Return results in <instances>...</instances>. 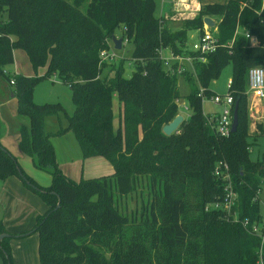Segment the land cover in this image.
<instances>
[{
	"label": "trees",
	"instance_id": "obj_1",
	"mask_svg": "<svg viewBox=\"0 0 264 264\" xmlns=\"http://www.w3.org/2000/svg\"><path fill=\"white\" fill-rule=\"evenodd\" d=\"M85 2L74 0L73 16L65 1L0 0V78L17 99L18 119L28 121L17 129L19 154L50 175L52 183L43 187L25 175L17 157L1 143L0 181L20 177L48 207L32 231L39 236L41 264L264 263L259 236L222 211L206 210L223 196L213 172L217 163L226 162L238 194L234 213L251 223L263 220L259 193L264 157L251 160L246 139L264 136V99L247 93L249 70L264 67V0L207 3L175 33L157 16L154 0H89L80 16ZM206 17L216 22L218 48L205 63L195 64V74L182 76L191 86L189 117L168 137L162 129L179 113L180 76L165 68L159 51L195 55L178 43L190 31L202 34ZM120 26L121 38L133 46L130 78L123 75V63H100L105 42ZM246 34L258 44L252 45ZM92 37L96 42L90 44ZM17 50L26 53L34 71L47 67L48 75L69 87L76 107L72 116L58 104L34 103V86L43 77H8L3 68L14 63ZM61 52L67 57L60 58ZM228 67L239 124L235 134L221 138L206 125L203 101L214 95L210 85ZM193 76L199 88L189 80ZM47 121L57 130L48 131ZM68 132L75 135L84 159L104 158L114 174L80 182L68 178L51 142ZM136 194L144 200L139 211L122 213L119 202ZM4 233L0 221V235ZM0 252L5 264H12L8 239L0 242Z\"/></svg>",
	"mask_w": 264,
	"mask_h": 264
},
{
	"label": "rangeland",
	"instance_id": "obj_2",
	"mask_svg": "<svg viewBox=\"0 0 264 264\" xmlns=\"http://www.w3.org/2000/svg\"><path fill=\"white\" fill-rule=\"evenodd\" d=\"M65 1L68 4V7L70 8L69 13H72L74 16V0H60ZM157 5V16L160 15L162 17H165L170 10L169 0H154ZM186 2H182L178 4V2L174 3V14L169 15L168 18L165 19V22L168 21V27L170 29L171 33H175L178 31H181L184 27V21L186 20H193L195 19L204 5L207 3H223L225 0H184ZM89 0H86V2L78 9L79 14L85 13L86 6L88 4ZM264 11V5L263 9ZM209 18V17H206ZM3 19H6V13L3 12ZM205 19V18H204ZM212 19V18H210ZM213 20V19H212ZM204 21V20H203ZM215 22V20H213ZM216 24V22H215ZM207 29L209 32L216 33L215 29H210L208 26L203 24V32ZM214 30V31H213ZM123 27H118L115 31L113 36L117 38L122 37ZM74 34V30L73 33ZM201 35V32H198V30H193L187 33L186 37L178 43V46L183 48L185 51H193L196 46V42ZM90 44L95 43L96 39L95 37H92L91 40H87ZM106 43V48L109 49L108 41ZM133 46L130 43H126L122 50L117 51L118 59L117 61L113 62L116 66H118L121 62L123 63V75L125 78H130L132 76L134 65L131 57ZM164 57H169L171 52L166 50L163 51ZM15 61L13 64L6 65L3 70H5L8 73V77H14L16 72L27 74L30 76L37 75L39 77H43L40 81H38L33 89V101L36 104L39 105H45V104H58L60 105L65 112L72 116L75 113L76 107L72 101V92L69 89L67 85L61 82L59 77H57L55 74H47V67L40 68L36 71H34L30 60L26 53L22 50L15 51ZM67 57L63 52H61L60 58ZM59 59H53V63L57 62ZM51 58H47V63H50ZM48 66V64H46ZM52 69H55L52 67ZM52 73V72H51ZM107 75V69L104 72V75ZM194 78H190L189 80L194 81V84L196 87H200L199 80L196 76H193ZM232 77V68L228 67L226 68L220 78L218 80H215L211 83L210 89L214 92V95H226L228 92V83L231 80ZM6 82V81H4ZM7 84L3 83L2 79L0 78V95L3 97L2 102L0 103V143H6L7 144H13L14 145V138L11 133V118L16 115L17 110V99L14 97L12 98V93H9V89L6 87ZM178 89L181 95V99L177 102L179 110L182 114H184V107L188 105V97L190 95L191 86L189 82L182 76L179 77L178 80ZM248 91V90H247ZM213 95V96H214ZM211 98V97H210ZM210 98H205L203 101V110L204 113H218L220 114L223 110L221 107L213 105L210 102ZM118 106L119 103L117 99L114 101V113H115V124L117 126V113H118ZM248 113L250 115V118L253 120L254 117V110L250 105L248 106ZM178 116V115H177ZM184 118H187V116L184 115ZM182 127V125L179 127V129ZM65 138H54V147H56V151L58 153L59 160H68V159H74V161L80 157L81 155V147L78 144L76 137L74 135L73 139V149L70 148V145ZM247 144L249 145L252 152L250 153V159L251 160H257L259 158L264 157V136L259 137L257 140H254L253 138L248 137L246 139ZM69 149L67 153L64 152L65 149ZM103 162L105 163L99 167V169H95L97 174L90 175V170H88L87 164L88 162H84V164L80 163L79 171L74 177V181L80 182L81 180H89V179H99L102 177H108L114 174V169L111 166V164L102 158ZM20 167L25 175L32 178L38 185L43 187H49L52 183V178L50 175L40 172L36 170L33 165L25 158L20 159L19 161ZM106 165V166H104ZM106 167L109 171H106ZM81 170L84 174H81ZM83 175V176H82ZM12 179H18L22 183V186L24 187L23 190L30 191L37 199V204L32 200L24 209L22 213L15 210L13 207H9L7 205L6 207H3V205L0 206V219L1 217L4 218L6 221L3 222L4 225V234H8L10 238H8L9 244H10V255H11V262L12 264H25L24 263V254L23 252L27 249H30L33 247V250L36 252L38 263L41 264L39 251L37 249L36 242L38 240V234L32 233V231L35 229V226L37 224L36 217L32 218L31 211L32 209H35L36 207L38 210L45 207L43 200L37 194L34 190L29 188L25 182L17 176L11 177ZM12 181V180H11ZM10 185L12 186V182H10ZM3 182L0 181V193L2 192L3 188ZM12 187H16L13 185ZM145 195V194H144ZM144 200L140 199L138 194L127 197L125 199H122L119 202V208L122 211V213L125 214H131L134 212H138L141 208ZM259 207H260V214L262 218H264V185L259 193ZM25 228L24 231H20V228ZM26 236V237H24ZM21 238V239H15V238ZM263 243H264V236H263ZM262 251V249H261ZM263 263V262H262ZM0 264H5V260L3 255L0 252ZM264 264V263H263Z\"/></svg>",
	"mask_w": 264,
	"mask_h": 264
},
{
	"label": "built area",
	"instance_id": "obj_3",
	"mask_svg": "<svg viewBox=\"0 0 264 264\" xmlns=\"http://www.w3.org/2000/svg\"><path fill=\"white\" fill-rule=\"evenodd\" d=\"M246 37L250 40L252 45H257L258 40L250 35L246 34ZM127 43V40L123 39V46ZM109 49H104L100 52V63H112L118 59L117 51L114 49L112 40L108 42ZM218 48V40L213 32H209L207 29L199 36L195 49L192 53L195 55H174L170 54L169 57L163 56V50L159 51L160 59L162 60L165 68L172 74L176 73L179 76H183L187 72L195 74V64L205 63L206 57L214 53ZM7 73V72H5ZM10 84L13 86L15 80L12 79ZM231 80L228 83V92L226 95H214L210 98V102L213 105L221 107L223 110L218 113H204L206 125L214 130L221 138H227L232 133L233 117H234V98L231 92ZM247 93H250L254 98L262 100L264 99V67L259 66L251 68L248 72L247 80ZM230 90V91H229ZM200 90V94L202 93ZM178 115L189 117L188 106L184 107V114L179 110ZM249 151L252 150L249 148ZM214 176L221 181L223 187V196L220 200L209 204L206 210H217L225 213L226 218L234 223H241L242 226L252 235H257L261 238L263 245V228L264 220L251 223L248 219L240 220L238 215L234 213V206L238 201V194L234 190L233 181L230 173V166L226 162H219L214 169ZM260 264H263L262 261Z\"/></svg>",
	"mask_w": 264,
	"mask_h": 264
},
{
	"label": "crops",
	"instance_id": "obj_4",
	"mask_svg": "<svg viewBox=\"0 0 264 264\" xmlns=\"http://www.w3.org/2000/svg\"><path fill=\"white\" fill-rule=\"evenodd\" d=\"M175 2H178V4L180 3H184L186 1L184 0H169V5H170V10H169V13L163 17L164 19L168 18L169 15H172L174 14V3ZM159 17H162L161 15ZM168 25V23H167ZM166 25V26H167ZM14 61H15V57H14ZM19 72V70H18ZM16 72V74H22V75H25V76H30V75H27V74H23V73H18ZM10 93V92H9ZM12 98H14V94L11 95ZM3 97L0 95V103L2 102V99ZM118 111H119V106H118ZM119 113H117V116H118ZM118 122V118H117V121L116 123ZM23 123L25 125H28V121L22 119V120H19L18 119V116H17V110H16V115L14 117L11 118V128H12V135H13V138H14V145L13 144H7L8 142L6 143H1L4 147H6L14 156L17 157L18 159V162L20 161V159H25V157L21 156L19 154V150H18V138H17V129L19 127V125ZM46 128L48 131L52 132V131H56L57 128L56 126H54L53 124H51L50 121H47L46 123ZM54 138L58 139V138H65L64 140H66L65 142L68 141V143L72 146H70L71 149H73V139L71 138H74V134L72 132H68L62 136H59V137H53L51 139V142L53 144V146L55 145L54 143ZM77 140V139H76ZM78 142V141H77ZM79 144V143H78ZM55 148V152H56V160H57V163L60 167V169L63 171V173L70 179H72L74 181V177L75 175L77 174V172L79 171V166H80V163L84 164V162H88L87 164V167H88V170H90V175H95L97 174V172L95 171V169H99V167L105 163H102L103 159L102 158H92V159H84L83 157V154H82V150H81V155L79 158H77L75 161L74 159H68V160H59L58 158V153L56 151V147ZM69 149H65L64 152L67 153ZM27 159V158H26ZM29 162L30 160L27 159ZM106 160V159H105ZM31 163V162H30ZM32 164V163H31ZM106 166V165H104ZM110 167H106V171H109ZM81 174H84L83 171L81 170ZM83 176V175H82ZM96 176V175H95ZM12 180V181H11ZM3 182V188H2V192L0 193V206L3 205V207H6L7 205H9V207H13L15 210L19 211L20 213H22L24 211V209L26 208V206L32 201L34 200V202L37 204V199L36 197L30 192V191H27L26 189L23 190V186H22V183L20 182V180L18 179H12V178H9L7 179L6 181H2ZM10 182H12V186L16 184V187H12L10 185ZM78 182V181H77ZM40 196V195H39ZM41 197V196H40ZM42 199V198H41ZM43 200V199H42ZM45 207L38 210V208L36 207L35 209H32L31 211V214H32V218L33 217H36V222H38V220L40 219V217H42L44 214H46L47 210H48V207L46 205V203L43 201ZM261 215V214H260ZM262 218V216H261ZM264 220V218H262ZM0 221L3 223H5V219L1 217ZM4 226V225H3ZM25 228L21 227L20 228V231H24ZM263 232V236H264V228L262 230ZM8 235V234H7ZM26 237V236H24ZM10 238V236H9ZM5 239H8V238H5ZM15 239H21L19 237L15 238ZM10 245V244H9ZM36 245L37 246V249H39V236H38V240L36 242ZM263 246H264V243H263ZM23 254L25 255L24 256V263L25 264H39L38 263V258H37V255H36V252L33 250V247L30 248V249H27L23 252Z\"/></svg>",
	"mask_w": 264,
	"mask_h": 264
},
{
	"label": "water",
	"instance_id": "obj_5",
	"mask_svg": "<svg viewBox=\"0 0 264 264\" xmlns=\"http://www.w3.org/2000/svg\"><path fill=\"white\" fill-rule=\"evenodd\" d=\"M204 24L208 26L210 29H213L216 27L215 22L210 18L204 19ZM112 43L114 44V49L116 51H120L123 48V38H117L115 36L112 37ZM238 107L239 103H236L235 109H234V117H233V126H232V134H235L238 130V124H239V118H238ZM185 121L184 116L178 115L171 123L165 125L162 129L163 134L165 136H172L173 134L177 133L179 130V127L183 124ZM61 201L59 200L57 208L60 207ZM9 238V235L2 234L0 235V242L5 239Z\"/></svg>",
	"mask_w": 264,
	"mask_h": 264
}]
</instances>
